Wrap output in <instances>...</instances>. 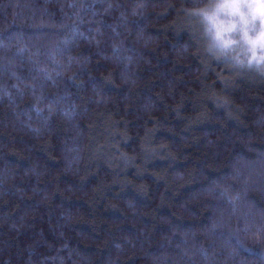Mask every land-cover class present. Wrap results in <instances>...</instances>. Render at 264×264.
<instances>
[{
    "label": "clouds",
    "instance_id": "clouds-1",
    "mask_svg": "<svg viewBox=\"0 0 264 264\" xmlns=\"http://www.w3.org/2000/svg\"><path fill=\"white\" fill-rule=\"evenodd\" d=\"M0 264H264V0H0Z\"/></svg>",
    "mask_w": 264,
    "mask_h": 264
}]
</instances>
